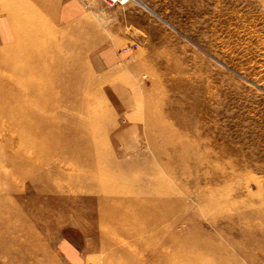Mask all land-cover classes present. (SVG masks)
Returning a JSON list of instances; mask_svg holds the SVG:
<instances>
[{
	"label": "rangeland",
	"instance_id": "rangeland-1",
	"mask_svg": "<svg viewBox=\"0 0 264 264\" xmlns=\"http://www.w3.org/2000/svg\"><path fill=\"white\" fill-rule=\"evenodd\" d=\"M82 1L0 45V264H264V0Z\"/></svg>",
	"mask_w": 264,
	"mask_h": 264
},
{
	"label": "crops",
	"instance_id": "crops-1",
	"mask_svg": "<svg viewBox=\"0 0 264 264\" xmlns=\"http://www.w3.org/2000/svg\"><path fill=\"white\" fill-rule=\"evenodd\" d=\"M2 3L4 8L0 14V45L19 43L22 39L16 30L18 25L25 28L35 17L47 18L66 28L74 26L82 19L85 10H88L82 0H2Z\"/></svg>",
	"mask_w": 264,
	"mask_h": 264
},
{
	"label": "built area",
	"instance_id": "built-area-1",
	"mask_svg": "<svg viewBox=\"0 0 264 264\" xmlns=\"http://www.w3.org/2000/svg\"><path fill=\"white\" fill-rule=\"evenodd\" d=\"M99 1L103 3L105 6L111 8H125L135 2V0H99Z\"/></svg>",
	"mask_w": 264,
	"mask_h": 264
},
{
	"label": "bare ground",
	"instance_id": "bare-ground-1",
	"mask_svg": "<svg viewBox=\"0 0 264 264\" xmlns=\"http://www.w3.org/2000/svg\"><path fill=\"white\" fill-rule=\"evenodd\" d=\"M140 2V1H139ZM98 15V14H97ZM100 16V15H99ZM98 17V16H97Z\"/></svg>",
	"mask_w": 264,
	"mask_h": 264
}]
</instances>
